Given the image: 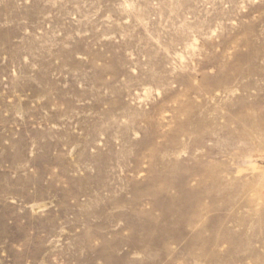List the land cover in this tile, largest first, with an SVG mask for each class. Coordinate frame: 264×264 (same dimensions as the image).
I'll return each instance as SVG.
<instances>
[{
	"label": "rangeland",
	"instance_id": "obj_1",
	"mask_svg": "<svg viewBox=\"0 0 264 264\" xmlns=\"http://www.w3.org/2000/svg\"><path fill=\"white\" fill-rule=\"evenodd\" d=\"M0 264H264V0H0Z\"/></svg>",
	"mask_w": 264,
	"mask_h": 264
}]
</instances>
